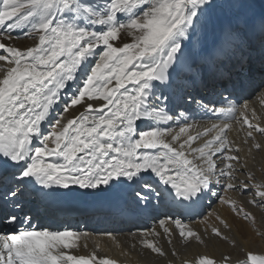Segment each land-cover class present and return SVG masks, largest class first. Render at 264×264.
<instances>
[{
  "label": "snow or ice",
  "instance_id": "6c2138e0",
  "mask_svg": "<svg viewBox=\"0 0 264 264\" xmlns=\"http://www.w3.org/2000/svg\"><path fill=\"white\" fill-rule=\"evenodd\" d=\"M0 61V264H117L96 247L82 254L88 231L40 223L66 224L68 197L84 215L150 217L162 233L130 235L168 264L179 253L161 235L168 245L175 236L185 247H239L212 206L255 221L228 194L251 191L248 203L260 206L264 182L239 180L230 123L193 135L187 121L239 113L248 138L264 137L245 102L264 103V0H0ZM76 106L83 111L62 123ZM177 122L186 126L173 132ZM213 214L203 231L191 226ZM249 262L264 255L245 250L238 264ZM186 264L234 262L229 253Z\"/></svg>",
  "mask_w": 264,
  "mask_h": 264
},
{
  "label": "bare ground",
  "instance_id": "6f19581e",
  "mask_svg": "<svg viewBox=\"0 0 264 264\" xmlns=\"http://www.w3.org/2000/svg\"><path fill=\"white\" fill-rule=\"evenodd\" d=\"M29 43H31L30 40ZM4 63L5 62L0 61V64ZM245 102L248 103L247 118L249 123L254 125L256 128L264 127V103L260 101L259 96H249ZM94 106L98 107V105ZM61 111H63L62 107L57 105L56 111L52 114V118L54 119ZM80 111H83V109L79 106H76L75 110L69 109V113L65 115L62 123H66L67 119H71L78 115ZM253 111L256 113L255 116L252 115ZM224 122L232 125L231 130L228 132V139L232 142L230 146L238 149V153L233 154H238L240 160V163L237 165L238 171L236 173L239 180L244 181L247 177L254 176L255 180H249V183L255 184L257 182H264V148L257 150L254 147L256 143L264 144V137L260 136L258 132L253 131V137L255 139L248 138L247 132L249 131V128L247 125L243 124V117H241L239 113L236 114V119L233 120L227 116H221L220 119H216L214 115H204L201 112H197L193 115L192 119L187 121V124L194 125L190 131L193 135H195L197 130L203 132L204 129L212 123L222 124ZM153 124L154 122H146L145 125H142V127H148ZM182 126L186 125L183 122H177L170 125L173 132H178L179 127ZM51 130V128L46 126V123L43 124L42 131L46 134ZM214 134L215 133H213V135ZM49 146L54 147L51 143ZM48 159L53 160L54 162V158ZM228 195H231L239 203L245 204V207H247L248 210L253 212L256 216L261 215L264 217V207L248 203V201L253 199L251 191L244 195H240L239 193H229ZM70 198L74 202L81 203L77 197ZM255 199L258 200L259 197H255ZM212 207L215 208V211L222 217L228 220L231 227V236L235 237V239L239 242V247L234 250L232 246L219 241L211 242L207 244V246H196L193 244L191 247H185L177 241L175 236L173 237V244L168 245L167 239L161 235V244L168 249L175 246L177 252L179 253V255L175 258V264H186V262H190L193 257L198 259L199 255H208L209 258L214 256L217 260H219L222 254L228 255L229 253H231V259L234 264H238V257L242 258L245 250H251L257 255H264V230L259 227H256L255 230L252 227V229L248 228L245 225L244 220L235 216L231 213L230 209L225 206L214 204ZM99 213L100 212L83 215L81 217L82 219H79L80 223L84 224V226H82L85 228L84 230L92 234V238L87 241V249L81 250L82 254H88L92 251L93 247H96L98 257L115 259L117 264H168V261L172 259L171 257H168L167 259L158 258L154 255H149L147 250L141 251L139 239L134 238L133 236L127 240L123 248H120L121 242L124 238L123 235H121L119 240L115 242V245L107 244L106 241L101 238L100 231L95 230L96 227L94 225H99L97 219L101 218ZM135 219L139 221L138 224H134L131 228H128V225L124 224L122 228L127 227V230L136 233L139 230L144 229H156L162 233V229L159 227V224L153 221L150 217L142 216L139 218L135 217ZM209 219L210 221H208ZM193 220L194 223H192L191 226L197 227L201 229V231H203L206 225L216 223L214 214L213 216L207 218L208 222L206 221V223H202L199 217H194ZM262 221L264 223V218ZM185 222L188 223V220L186 219ZM66 223H68V221H66ZM71 228L78 229L76 225H73ZM256 231H258L259 234ZM258 240L259 243L257 242ZM81 243H83V241H81ZM102 251L108 253L109 256L104 254Z\"/></svg>",
  "mask_w": 264,
  "mask_h": 264
},
{
  "label": "rangeland",
  "instance_id": "374dc122",
  "mask_svg": "<svg viewBox=\"0 0 264 264\" xmlns=\"http://www.w3.org/2000/svg\"><path fill=\"white\" fill-rule=\"evenodd\" d=\"M25 39V37H23V36H21V40H24ZM21 47H23V45H21ZM258 202H259V199L257 200ZM262 205H264V204H261L260 206L261 207H264V206H262ZM243 206L245 207V204H243ZM246 208V210L247 211H249L248 210V208L247 207H245ZM207 211H212V208H209V209H207ZM251 212V211H250ZM254 216H255V221H252V220H249V221H244L245 222V225L248 227V228H253L254 230H255V228L256 227H259L260 229H262V230H264V223H263V218L264 217H262L261 215H259V216H256L253 212H251ZM262 217V218H261ZM239 218L240 219H242L243 220V218H242V216H239ZM208 221H210V219L208 220ZM207 221V222H208ZM261 223V224H260ZM255 226V227H254ZM263 227V228H262ZM251 228V229H252ZM253 230V231H254ZM257 233H258V231H256ZM259 234V233H258ZM249 239V238H248ZM258 243H259V240L257 241Z\"/></svg>",
  "mask_w": 264,
  "mask_h": 264
}]
</instances>
